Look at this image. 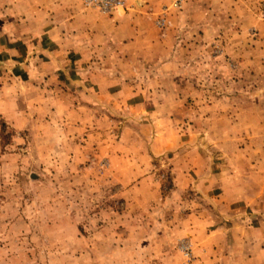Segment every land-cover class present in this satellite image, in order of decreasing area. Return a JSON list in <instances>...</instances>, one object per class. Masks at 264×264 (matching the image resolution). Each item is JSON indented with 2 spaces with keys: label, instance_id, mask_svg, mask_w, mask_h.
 <instances>
[{
  "label": "rangeland",
  "instance_id": "obj_1",
  "mask_svg": "<svg viewBox=\"0 0 264 264\" xmlns=\"http://www.w3.org/2000/svg\"><path fill=\"white\" fill-rule=\"evenodd\" d=\"M173 2L91 10L133 46L82 75L0 47V264H263L264 0Z\"/></svg>",
  "mask_w": 264,
  "mask_h": 264
},
{
  "label": "crops",
  "instance_id": "obj_2",
  "mask_svg": "<svg viewBox=\"0 0 264 264\" xmlns=\"http://www.w3.org/2000/svg\"><path fill=\"white\" fill-rule=\"evenodd\" d=\"M90 11L84 10L79 0H0V47L6 58L11 59L23 58L22 50H46L50 58L44 64H50L52 69H60V66L63 77L67 78V67L72 63L77 73L82 75L83 66L94 63L91 59L84 62V59L96 58L94 52L110 50L114 46L118 47V44L122 45V49L133 46L130 34L119 35L123 26L116 24L113 18H101ZM105 32L107 34L102 37L101 34ZM67 53L75 56L74 60L67 59ZM32 58L33 53L27 55L25 61H31ZM68 77L70 78L69 75ZM91 77L98 79L97 75L92 74ZM73 79L79 81L82 78L75 72ZM162 145L156 143L157 148ZM258 146L259 144L251 161L257 166V171L253 170L251 174L256 181V184H252L254 191L251 194V208L256 209L254 214H258V220L245 228V234L238 232L240 235L237 239L251 240L256 245L250 249L253 260L260 259L264 264V173L258 171L262 159ZM240 229L242 230L239 227L236 231Z\"/></svg>",
  "mask_w": 264,
  "mask_h": 264
},
{
  "label": "built area",
  "instance_id": "obj_3",
  "mask_svg": "<svg viewBox=\"0 0 264 264\" xmlns=\"http://www.w3.org/2000/svg\"><path fill=\"white\" fill-rule=\"evenodd\" d=\"M178 1L174 0L173 5L177 6ZM81 3L85 8L107 14L124 6V0H81Z\"/></svg>",
  "mask_w": 264,
  "mask_h": 264
}]
</instances>
